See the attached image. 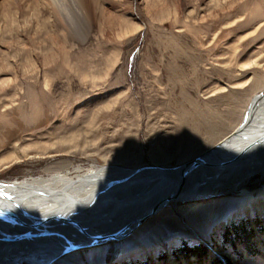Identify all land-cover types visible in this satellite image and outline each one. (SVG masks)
<instances>
[{"label":"rangeland","instance_id":"1","mask_svg":"<svg viewBox=\"0 0 264 264\" xmlns=\"http://www.w3.org/2000/svg\"><path fill=\"white\" fill-rule=\"evenodd\" d=\"M79 1L0 0V184L178 166L264 91V0ZM246 191L171 203L54 264H264V177Z\"/></svg>","mask_w":264,"mask_h":264},{"label":"bare ground","instance_id":"2","mask_svg":"<svg viewBox=\"0 0 264 264\" xmlns=\"http://www.w3.org/2000/svg\"><path fill=\"white\" fill-rule=\"evenodd\" d=\"M262 93L254 96L239 127L183 173L184 163L91 166L0 184V264H54L75 251L114 242L108 238L166 198H172L169 205L240 190L246 203L247 182L264 177Z\"/></svg>","mask_w":264,"mask_h":264},{"label":"water","instance_id":"3","mask_svg":"<svg viewBox=\"0 0 264 264\" xmlns=\"http://www.w3.org/2000/svg\"><path fill=\"white\" fill-rule=\"evenodd\" d=\"M262 95H263V93L260 94V96H262ZM200 157L195 158V159L181 165L180 172L183 173V172L191 169L192 167L197 166ZM171 199L172 198H166L162 202L157 203L155 206H153L148 211H146L142 216H140L134 224L130 225L129 228L127 227L126 229H123L122 232H119V233L115 234L114 236L112 235L108 239L120 241V240L125 239L128 236L132 235L139 227H141L144 223H146L147 220L153 218L159 212H161L168 205V203L171 201ZM194 233L195 232L192 231V234H194ZM194 235H196V233ZM196 237H198V236L196 235ZM96 245H98V244H96ZM74 250H75L74 248L73 249L71 248L70 252H72ZM68 251L69 250H67V252Z\"/></svg>","mask_w":264,"mask_h":264},{"label":"trees","instance_id":"4","mask_svg":"<svg viewBox=\"0 0 264 264\" xmlns=\"http://www.w3.org/2000/svg\"><path fill=\"white\" fill-rule=\"evenodd\" d=\"M200 251L197 250L195 253L198 254ZM213 264H221L220 260L219 259H215L214 263Z\"/></svg>","mask_w":264,"mask_h":264}]
</instances>
